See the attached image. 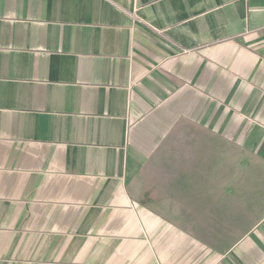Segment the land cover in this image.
<instances>
[{
	"label": "crops",
	"instance_id": "crops-1",
	"mask_svg": "<svg viewBox=\"0 0 264 264\" xmlns=\"http://www.w3.org/2000/svg\"><path fill=\"white\" fill-rule=\"evenodd\" d=\"M0 264H264V0H0Z\"/></svg>",
	"mask_w": 264,
	"mask_h": 264
},
{
	"label": "rangeland",
	"instance_id": "rangeland-1",
	"mask_svg": "<svg viewBox=\"0 0 264 264\" xmlns=\"http://www.w3.org/2000/svg\"><path fill=\"white\" fill-rule=\"evenodd\" d=\"M251 169H256L255 164L253 162L250 163Z\"/></svg>",
	"mask_w": 264,
	"mask_h": 264
}]
</instances>
